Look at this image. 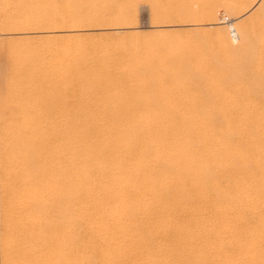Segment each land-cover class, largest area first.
Listing matches in <instances>:
<instances>
[{
  "label": "rangeland",
  "instance_id": "374dc122",
  "mask_svg": "<svg viewBox=\"0 0 264 264\" xmlns=\"http://www.w3.org/2000/svg\"><path fill=\"white\" fill-rule=\"evenodd\" d=\"M262 2L263 0H0V66L3 62L7 63L8 61H10L9 63H22L21 59L25 61L35 60L34 62L37 64L36 81L43 88L42 98L40 97L38 99L40 102L38 103L37 100L36 103L40 104V106H37V109L41 107L40 109L45 112H43V116L40 114L42 118H83L85 120L89 117L88 120L92 118L99 120L137 117L148 121L149 129H151V134L154 136L172 137L173 134L185 133L183 136H190L191 134L195 142L203 138L204 135V137L207 135L209 137V134H213L214 136L211 135L212 137L221 138L222 136L223 140L228 138L226 139L228 142L230 141L229 139L233 138L232 141L236 146L230 141L231 145L236 150L238 149V145L242 150L244 154L241 155L242 157L244 156L243 158L240 156L242 160L244 162H251H245L246 165H244L241 158L237 156V159L232 158L230 160V167L225 166L227 169L230 168V170H223L224 173H222V169L225 168L217 167V172L215 170L214 175L217 173L216 175L221 177L219 180H223L224 178V181L225 179L228 181L230 176L228 174L231 173L233 180H230L234 182L229 181L232 184H242V186L233 187L236 185H232L229 181L228 183L226 181L224 184L222 183L223 186L221 188L225 189V196L228 195L229 191L233 190V192H230L231 194L229 193L230 197V195L237 194L239 190H246L243 188L245 182L241 181L243 180L240 177L241 175L244 174L246 176L251 174V178L255 175L257 177L254 178H259V180H261V176L264 180V162H262L264 160V151H262L264 150V147H262L264 146V143H262L264 142V78H262L264 77V57L261 60L257 58L255 66L252 65L255 69H252L246 63L245 57L247 55L244 54L245 49L240 39V32H242L243 28L244 31H246L245 29H250V27L251 30H253V27L254 30L261 31L258 30L260 29L261 19L254 16V12L260 7ZM213 7L214 9L215 7L218 8L213 11L215 14L210 12ZM109 15H114V17L123 15V18L111 20V16L106 18ZM114 17L112 16V18ZM112 21H119V23L115 22L117 23L115 24ZM256 30L255 32H257ZM262 41L260 40L257 43L260 45ZM258 49L260 50V48ZM245 53L247 54V52ZM12 59L14 61H11ZM262 60L263 62L259 63V65L258 61ZM242 65H246L247 69H243ZM251 69L254 70V73ZM247 70L248 74L246 73ZM257 73L260 76L262 75V77ZM256 74L259 78L256 77ZM40 109L38 110L41 111ZM3 125L0 119V264H8L7 255H9V251L12 249L11 246L14 247L15 244L16 247L12 251L14 252L16 248L15 251L20 252L17 240H20L18 237L22 230L16 226L23 225V217L21 218V215H19V218L16 214L19 207L16 204H18L19 200L17 196L10 193L14 190L17 191L16 186L20 181L16 178V173L21 162L18 161L20 163L17 165L16 161L18 157L16 156L18 154L13 149L15 148L14 142L16 141L17 134H15L16 132L5 134L2 129ZM172 127L177 130L172 129ZM182 134L178 135L182 136ZM197 134H200V136ZM229 135L232 136L230 137ZM196 144L198 145V143ZM200 145H202L201 142H199ZM199 149L201 156H203L202 154L204 156L207 154L201 153L206 152L203 151V149H206L205 147L201 146ZM15 151L16 153H14ZM256 151H259L258 155ZM206 156L202 158L206 159ZM249 156L251 157L249 158ZM257 157H260V159ZM262 157L261 164L263 166L261 165L259 170L263 171L261 173L256 172L259 168L257 165H260L259 161ZM234 161L235 164L233 165ZM239 161L242 163H239ZM168 162L165 166H167L166 168L170 172L172 168L175 169L176 165L170 161ZM230 163L235 168L237 166V168H232ZM239 164H242V168L238 169ZM249 164H252V167ZM218 169L220 172H218ZM233 170L241 171L243 174L238 172L240 175L236 173V176L233 173L237 171L233 172ZM226 171H229L227 177L225 175ZM254 172L258 173V175ZM223 174L224 177L222 178ZM238 175L240 182L238 178L235 179ZM246 177L250 178V176ZM259 180L258 183L260 182ZM263 180H261L262 183H264ZM261 182L259 184L255 183V186L258 185L257 187H263L264 189V185ZM229 184L231 185L229 186ZM225 186L227 187L225 188ZM228 187H232V190ZM244 187L246 188V184ZM259 188L256 189L257 191L250 192L254 196L247 193L249 194L248 196H251L250 199L245 196V193L249 192V190L243 193L245 195L241 194L245 196L244 198L247 200V203L245 202L246 200L242 201L243 197L241 196H235V200H238L237 197H241L242 203L245 202L249 205L252 202L253 205L252 203L251 205L256 211L257 208L255 206L260 207L261 211L258 209V214L260 215L257 216L258 214L256 213L258 211H255V214L247 212L239 220V222L243 221V223H240L239 228L242 227L243 232L246 230L247 237L252 235L251 233H255L253 237L257 239H255L257 250L258 252L262 251L261 254H264V243H261L264 242V236L260 234L259 224L257 223L258 219L260 222V219L264 217L261 216L262 210L264 213L262 205L264 204L262 202L264 190ZM226 189H229V191ZM254 193L257 195V198L259 197L257 200ZM5 194L8 197L11 194L12 196L10 195V197L12 199L8 198ZM261 195L262 199L260 198ZM211 196L209 199L207 198L210 203L209 205L207 199L205 202L203 201V203H207L208 207L204 205L203 208V203L201 202V204L199 200L198 205H201V207H198L203 212L205 208L207 210L210 209V205L213 207L214 202H212L213 198ZM5 200L7 204L4 202ZM12 200L15 201L13 207H11ZM241 201H239V204H241ZM15 206L18 207L16 208ZM242 206L246 207L244 204ZM232 207L230 206L229 208V206L227 207L224 204L223 209L226 208V210L222 211L220 209L226 213L229 209L231 211L235 208ZM7 208H9V211H11L10 208L14 210L9 212ZM212 210L214 211V208L208 210L211 211L209 212L211 215L217 213L216 215L222 218L219 219V224H216L217 222L214 219L218 220L217 216H214L216 218L213 217V220L212 216L208 217L215 222L214 229H217L214 230L216 233H212L213 238L216 237L215 239H217L219 236H224L222 238L228 239V234L225 232L227 229L223 231V228L227 227L226 220L228 218L230 220L231 217L235 219L236 215L232 212L230 213L231 217L225 214L221 217L223 214H221V211L215 210L217 212H212ZM209 213L205 214L206 218L207 214L210 215ZM249 213L256 220L248 216L247 214ZM188 214L184 213L187 218L186 221L190 223L193 218L191 215L189 217L191 216L192 219L189 218ZM10 215H14L9 218L10 222L12 220V223H8L9 221L7 220ZM181 216L184 217L183 215ZM3 217H6L7 221ZM13 217L16 220L19 218L21 223L19 225L16 224L17 221L14 222ZM248 217L251 218L250 222H247ZM225 218L226 223L223 221ZM244 218L246 219L244 220ZM107 219L106 223L109 221ZM75 220L81 221L82 218H76ZM83 220L81 221V225L84 224ZM87 220H85L86 224L82 225L86 229H81V226L79 227L80 229L78 227L74 228L75 231L78 229L77 232H80L77 234L74 231V234H72L77 240L76 243H73V248L77 252L76 255L74 254V249H70L72 252L74 251L73 253L69 251L72 257H76L77 255L80 257L86 244H94L92 245L93 247H98L97 244H100L98 248L94 249V251L96 250L95 253L91 250L96 256L101 255V252L98 253L101 250L100 246L103 244V248L102 246L101 248L104 249V245H107L105 241L107 238L105 239L104 235L101 236L103 239L100 236H96L97 231L96 233L94 232L95 229L91 227L90 223V227L87 225ZM254 221L257 224H255L256 226L254 225ZM220 224L221 226H219ZM222 224L226 227H222ZM243 224L244 227H246L245 225L247 227L251 225L249 228L251 232L248 231L247 227L243 228ZM108 225L109 228L106 227L107 230L113 231V228H115L114 222L109 221ZM8 226L13 229L10 238L18 235L15 239L13 238L14 242H18H16L17 244L12 242L11 239V241L4 239L8 242L7 246V243L3 241V238H6L3 235L5 234V232L3 233V229L5 228L4 231H6V227ZM221 227L220 231L223 233L218 229ZM17 228L20 230V233H12L13 231L17 232ZM87 228L89 231L85 232ZM256 229L260 233L258 230L256 233ZM115 230L117 232V228ZM224 232L227 234V237ZM214 234H217L218 237L214 236ZM256 234L260 235L256 237ZM91 235H95L94 238L98 243ZM118 235H120L121 240H124V233H119ZM261 236L263 241L260 240ZM20 237L22 239V233ZM84 237H87L86 239L90 243L86 242ZM100 238L102 240L105 239V242ZM161 238L162 242H164V238L161 236L158 240L154 241L155 244H158L159 241L161 242ZM82 239L81 243L80 240ZM99 240L103 243H99ZM29 246L34 249L35 254H33V257L38 256V247L32 244H29ZM7 249L8 252H5ZM80 250L82 251L81 253ZM123 255L125 256L124 253ZM122 256L123 263L124 259L125 264L130 263L127 262L129 259L126 256L125 258ZM19 259L20 262L18 259L15 261L16 263L18 262L17 264L30 263V261L24 262L23 259V263H21V258L19 257ZM251 263L255 264L256 262L247 264Z\"/></svg>",
  "mask_w": 264,
  "mask_h": 264
},
{
  "label": "bare ground",
  "instance_id": "6f19581e",
  "mask_svg": "<svg viewBox=\"0 0 264 264\" xmlns=\"http://www.w3.org/2000/svg\"><path fill=\"white\" fill-rule=\"evenodd\" d=\"M216 8L217 7H215V9ZM215 9L213 7L210 12L214 13L213 11ZM110 16L111 15L106 18ZM112 16L114 17V15ZM112 16L110 18L111 20H120L123 18V15L114 18H112ZM254 16L261 19L259 25L260 29H258L261 31L258 32L255 29L257 31L255 32L253 27V30H251L250 27L248 30L245 29L246 31H244L243 28V33L238 31L240 32V39L242 40L244 51L247 52V54L244 52V54L247 55L245 57L246 63L251 67L252 65L255 66L254 64H256L258 59L261 60V58L264 57V0L260 7L254 12ZM117 23H119V21ZM259 39L263 40L262 43L260 42V45L257 43L260 41ZM258 48H260V50ZM244 54L241 55L245 56ZM22 60L23 59H21L22 63H9L10 61L7 63L3 62L4 64L2 63L0 66V119L4 124L2 129L5 134L16 132L15 134H17V136L14 142L15 148L13 149L16 150L18 154V156H16L18 157L16 161L17 165L21 162L16 173V178L20 180L19 183H17L19 187L16 186L17 191L14 190L15 192L13 191L10 193L17 196L19 200L18 202L16 198L18 202L16 205L19 206H15L16 208L18 207L16 212L19 213L16 214L18 217L19 215H21V218L23 217V225L16 227H20L19 229L22 230L21 233L23 237L21 239V233L18 228L16 229L18 230L17 232H12L20 233L18 237L20 240H17L19 243L16 241L17 244L13 240L18 235L13 237L14 239L10 238L11 231L13 230L12 224V228L8 226L6 227V231H4L5 228L3 229V233L5 232V234H2L6 236V238H3V241L7 243L6 245L8 246V242L5 240L8 239L9 241L11 239L12 242L16 243L18 248H20V252L15 251L16 248L13 252L12 250L16 247L13 243L14 247L11 246L12 249L9 251V255H7L8 264L16 263L15 261H17V259L18 261L20 260L19 257L21 258V263H23V259L24 262L30 261L29 264H125V259L123 263V259L121 258L123 253L129 259L127 262L130 263L128 264H247L250 262L254 263V261L256 262L255 264H264V254H261L262 251L258 252L255 245L256 238L253 237L255 233L252 231V235L247 237L246 230L243 232V229H241L242 227L239 228L240 223H243V221L239 222V220H241L247 212L255 214L258 211L256 214L259 213L258 209H260V207L256 205L255 208H257V211L254 210V207H252L253 203L251 202L252 205L251 203L249 205L246 204L247 200L244 198L246 196L250 199L253 195L250 192L259 188L257 187L258 185L255 186L259 178H254L257 177L255 175L251 178V174L246 175L250 176L249 178L244 176L241 171L235 170L237 171L235 172L233 170V172H235L233 174L236 176L238 172L243 174L240 176L243 179L241 181L246 184V188L244 187L245 184H243V188L247 191L249 190V192H246L245 195L243 193L246 190H239L237 194L233 196L230 195L229 197V193L233 192L232 187H228L232 191L226 189L229 192L228 195L225 196L226 191L221 188V186H223L222 183L224 184L225 181L228 183L230 179L233 180V175L231 178V173L228 174L230 175L228 181L226 179L224 181V174L222 176L223 180H219L221 177L217 176V173L215 174L216 176L214 175L215 170L217 172V167L225 168L222 169V171L230 170V168L227 169L225 166L230 167V160L232 158L237 159V156L240 157L243 154L238 145L237 150L240 149L239 151L242 153L231 145L230 141H232L233 138L229 139L230 141L228 142V140H226L228 138L223 140L222 136L220 138L212 137L214 136L213 134H209V137H207L208 135L204 137V135L203 138L200 137L201 139L197 140L202 144L199 146V142L193 141L194 137L192 138L191 134L190 136H183L185 133H178L182 134V136L173 134L174 136L172 135V137H163L161 135L154 136L151 134L152 131L149 129L150 126L148 121L137 117H131L130 119L106 118L99 120H94L93 118L88 120L89 117L85 120L83 118H42L40 114L43 116L45 112L40 109L41 107H38V109L42 112L39 111L37 106H40V104H36L43 93V88L38 84L39 82L36 81L37 64L34 62L35 60H23L25 62ZM11 61L14 60L12 59ZM262 62L263 60L258 61V64ZM242 66L243 69H247L245 67L246 65ZM252 69L255 68L252 67ZM253 71L254 70H252V72ZM246 73L248 74V70ZM257 74L260 76L259 73ZM258 75L256 76L257 78H259ZM260 77H262V75ZM39 102L38 100V103ZM9 121H11V123H9ZM164 128L167 129L166 127ZM172 129L177 130L174 127H172ZM197 135L200 136V134ZM256 142L255 144L257 145ZM196 143H198V145ZM232 143L235 145L233 141ZM201 146L206 148L205 150L203 149V151L206 152H201L207 153V156L205 155L207 157L206 159H204V154L201 156L199 152ZM16 151L14 153H16ZM257 153H259V151H256V154ZM252 154L250 155L252 156ZM251 156H249V158ZM257 158L260 159V157ZM262 160L263 157L260 161L257 160L260 162V165H257L259 168H256L258 170H256V172L261 173V171L264 170L263 168H261L263 170H259L262 165L261 163L264 162V160ZM168 161L176 165L175 169L170 168V172L167 170V166H165V164L167 165L169 163ZM242 162H244V160H242ZM242 162L239 161V163ZM245 162L243 163L244 165H246ZM232 164L234 165L235 161ZM232 164L231 167L236 169L237 166L235 168ZM252 164L249 165L251 166ZM239 165L238 169L242 168V164L240 167ZM224 171L222 173H224ZM218 172H220V170ZM228 172L226 171V177L228 176ZM256 174L258 175V173ZM239 175L235 177V179H239ZM260 179L263 180L261 176ZM261 180L259 181L261 182ZM235 182L237 181L235 180ZM231 184H229V186ZM233 184L236 185L233 187L240 185V183L238 185L235 183ZM262 185H264V183H262ZM240 186H242V184ZM226 187L227 186H225V188ZM262 189L263 187L261 190ZM6 192L8 191L6 190ZM247 193H250L251 196H248L249 194ZM210 196L213 198L212 202H214V205L213 207L210 205L211 207L209 206L210 209L208 210L214 208V211H221V209L225 211L226 208L223 209L224 204H226L227 207L229 206V208L230 206L235 207L234 209H232V207V210L229 211V209L226 213L221 211V214L223 213L221 217L224 214L231 217L230 213L232 212L236 215L235 219L231 217L229 220V218L225 216L228 219L226 220L225 218L223 220L224 222L225 220L227 221V223L225 222L227 227L224 225L226 228H223V231L227 229L225 232L228 234V239L222 238L224 236H219V231L224 227L223 222L222 227L218 228L219 237L217 234H214V236L218 238H213L212 233H216L214 230L217 229H214L215 222L212 220L214 216H217V213L211 215L209 213L211 211L205 208L204 212L208 211L206 213L210 214H207L206 218V213L199 208L201 207V205H198L199 200L200 203H203V201L205 202ZM235 196L243 197L242 201L246 200V203H242L241 197H237V199H240L239 201H241V204H244L246 207L239 204V201L235 200ZM256 196L255 194V197ZM10 198L12 199V197ZM258 198L256 197V200ZM260 198H263L262 195ZM263 200L262 202L264 203ZM4 202L7 204L6 200ZM4 202L2 201V203ZM12 202L11 207H13L15 201L12 200ZM206 204L203 203L202 207L204 208ZM209 204L208 202V205ZM262 205L264 207V204ZM205 207L208 206L206 205ZM8 209L9 208H7V210ZM10 209L11 211L14 210L12 208ZM214 211L212 210V212ZM184 213H189L188 217L191 215L193 219L191 216L189 218H191L194 223L192 221L188 223ZM6 214L8 213L6 212ZM6 214H4V216H6ZM261 214V216H264L263 210ZM14 215H10L8 219L6 217L3 218L5 220L7 219L9 221L8 223H12V220L10 222L9 218ZM247 215L250 216V213ZM259 215L260 214L257 216ZM209 216H212V220L208 218ZM252 216L250 217L252 218ZM15 217H13L14 222L17 221L16 224L19 225L21 223L20 217L18 218L19 220H16L17 217ZM217 217L218 220L222 219L219 218V215ZM76 218L84 219V224H86L85 220L88 219L87 225L89 226L90 223L91 227L95 229L94 232L96 233L97 231L96 236L101 237L104 235V238H107V240L104 239L107 245H104V249H102V244V248L100 246L102 251H98V253L101 252V255L96 256L94 254L96 251H94V249L98 248L100 244H97L98 247H93L92 245L94 244L90 245L85 243L86 245H84L83 252L80 250L82 255L80 257H78V255L72 257L70 254L72 250L70 249L75 250V248H73V243L77 242L76 238L72 236L75 231L74 228L78 227V229H80L79 227L81 226V229H86L82 227L84 224L81 225L82 220L77 221L75 220ZM107 218L110 222H114L115 228L113 229L115 230L117 228V232L116 230L115 232H113L114 230H107L106 227L109 228L110 225H108L109 221ZM251 218L248 217V221H246L250 222ZM106 219L108 223H106ZM245 219L246 218H244V220ZM252 219L254 220L255 218ZM5 220L4 222L6 223L7 220ZM215 220L217 222L216 224H219L220 220L214 219V221ZM18 221L20 222L18 223ZM257 223L259 224L261 233L258 229L255 230L256 233L258 230V232L264 236V217L260 219V222L258 219ZM255 224L254 221V225ZM219 226H221V224ZM219 226L217 225V227ZM245 226L247 227V225ZM246 227H244L243 224V228ZM250 227L248 226L247 228L249 229ZM239 230H241L243 234ZM77 231H75V233ZM86 231H89L88 228L85 232ZM248 231H250V229ZM79 232H77V234ZM82 233L84 234V232ZM119 233H124V238L122 237L124 240L120 239ZM222 233L220 234L223 235ZM227 234H225V236ZM260 234H256V237ZM92 235L91 237L94 238L95 235ZM159 236H163L164 242H162L161 238V242L159 241L158 244H155L154 241L158 240L160 238ZM262 236L260 240L263 241ZM86 238L87 237H84V240L90 243ZM101 238L103 239V237ZM94 240L96 239L94 238ZM81 241H83V239L80 240V242ZM93 242L98 243L97 240ZM101 242L99 240V243ZM81 243L80 245L83 246ZM261 243L263 244L264 242ZM10 244L12 245L11 242ZM29 244L38 247V256L33 257V254H35L34 249L31 248ZM29 247L32 250H30ZM91 250L94 253L91 252ZM5 252H8V249ZM76 253L75 250L74 254L76 255Z\"/></svg>",
  "mask_w": 264,
  "mask_h": 264
}]
</instances>
